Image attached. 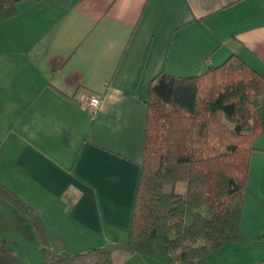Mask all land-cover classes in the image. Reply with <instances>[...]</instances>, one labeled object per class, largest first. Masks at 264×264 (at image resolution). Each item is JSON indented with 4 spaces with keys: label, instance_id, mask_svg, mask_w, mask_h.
Masks as SVG:
<instances>
[{
    "label": "crops",
    "instance_id": "crops-1",
    "mask_svg": "<svg viewBox=\"0 0 264 264\" xmlns=\"http://www.w3.org/2000/svg\"><path fill=\"white\" fill-rule=\"evenodd\" d=\"M0 24V184L49 248L124 245L160 72L197 76L231 55L264 77V0H39ZM101 105L92 120L80 92ZM239 240L195 264H264V133L253 142ZM29 221L0 197V264H38ZM235 260V261H234ZM124 264H165L139 254Z\"/></svg>",
    "mask_w": 264,
    "mask_h": 264
},
{
    "label": "trees",
    "instance_id": "trees-1",
    "mask_svg": "<svg viewBox=\"0 0 264 264\" xmlns=\"http://www.w3.org/2000/svg\"><path fill=\"white\" fill-rule=\"evenodd\" d=\"M25 1L39 0H0V24ZM144 103L142 163L124 245L53 251L38 214L0 184V197L32 227L39 264H124L135 254L195 264L239 240L253 142L264 133V77L231 55L197 76L160 72Z\"/></svg>",
    "mask_w": 264,
    "mask_h": 264
},
{
    "label": "built area",
    "instance_id": "built-area-1",
    "mask_svg": "<svg viewBox=\"0 0 264 264\" xmlns=\"http://www.w3.org/2000/svg\"><path fill=\"white\" fill-rule=\"evenodd\" d=\"M75 100L82 109L88 112L93 120L101 105L100 97L96 94L83 91L77 94Z\"/></svg>",
    "mask_w": 264,
    "mask_h": 264
},
{
    "label": "rangeland",
    "instance_id": "rangeland-1",
    "mask_svg": "<svg viewBox=\"0 0 264 264\" xmlns=\"http://www.w3.org/2000/svg\"><path fill=\"white\" fill-rule=\"evenodd\" d=\"M64 253L76 254L77 252H74V250H66V252H64ZM235 258H237V254H235V253H233V254L232 253H226L225 255H220L219 257H216L213 260V264H228L230 259H235ZM149 259H151V258H149ZM38 264H39V262H38Z\"/></svg>",
    "mask_w": 264,
    "mask_h": 264
}]
</instances>
